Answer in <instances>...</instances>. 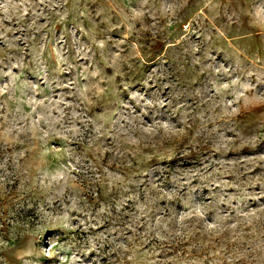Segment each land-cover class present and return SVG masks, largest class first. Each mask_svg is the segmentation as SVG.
Wrapping results in <instances>:
<instances>
[{"label": "rangeland", "instance_id": "rangeland-1", "mask_svg": "<svg viewBox=\"0 0 264 264\" xmlns=\"http://www.w3.org/2000/svg\"><path fill=\"white\" fill-rule=\"evenodd\" d=\"M0 264H264V0H0Z\"/></svg>", "mask_w": 264, "mask_h": 264}]
</instances>
